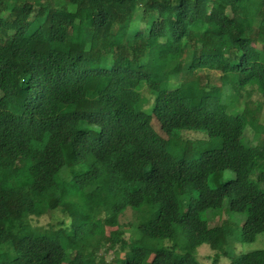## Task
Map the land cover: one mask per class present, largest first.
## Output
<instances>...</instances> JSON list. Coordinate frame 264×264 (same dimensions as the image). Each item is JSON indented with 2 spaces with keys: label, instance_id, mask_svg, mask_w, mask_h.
<instances>
[{
  "label": "trees",
  "instance_id": "trees-1",
  "mask_svg": "<svg viewBox=\"0 0 264 264\" xmlns=\"http://www.w3.org/2000/svg\"><path fill=\"white\" fill-rule=\"evenodd\" d=\"M256 92L263 110L264 0H0V264H200L205 244L219 261L235 223L204 215L226 203L257 241ZM201 131L221 146L168 150ZM231 264H264V249Z\"/></svg>",
  "mask_w": 264,
  "mask_h": 264
},
{
  "label": "rangeland",
  "instance_id": "rangeland-1",
  "mask_svg": "<svg viewBox=\"0 0 264 264\" xmlns=\"http://www.w3.org/2000/svg\"><path fill=\"white\" fill-rule=\"evenodd\" d=\"M213 77H219L218 75H214ZM94 81H91V86L94 85ZM220 84L217 83V86ZM262 101V98L259 93H254L244 103V116L249 122L250 128L246 132V136L252 140V145H256L253 141L254 132L259 128V126L264 125V109L261 110L257 104ZM262 128V132L264 133V127ZM180 139L177 140L178 144L170 143L168 145V150L177 155H187V156H198L199 152L211 148V147H220L221 141L216 140L213 144L210 141V138L206 132H182L180 133ZM182 138V140H181ZM189 139V140H187ZM186 140V141H185ZM185 141V142H184ZM131 144L130 140H126L120 144L121 147H127ZM234 176L232 171H226L221 179L222 182H226L232 179ZM211 188L215 189L217 187V183L214 181H210ZM197 193H195V196ZM204 219L207 220L210 226H215L223 220H228L235 223V237L230 248V257L222 258L219 261H215L214 252L211 250L209 245H203L198 249L197 252V260L200 264H231L233 259L240 257L241 254L252 252L256 250L264 249V235L259 236L257 241L253 243H244L241 241L242 234V225L245 217L240 214H235L229 210L228 203L220 209L208 211L204 215ZM122 223L126 225L125 232L126 238H129L132 235L131 227H129L130 223L134 221V212L129 209L124 217L121 219ZM51 222V217L44 216L42 218H34L33 223L36 226H48ZM140 238V235L138 236ZM184 236L180 237V242L184 243ZM146 244H150L151 242L144 241ZM164 245H170L169 242H165ZM104 253V252H103ZM106 260L110 262L115 257L114 250L109 251L106 255Z\"/></svg>",
  "mask_w": 264,
  "mask_h": 264
}]
</instances>
